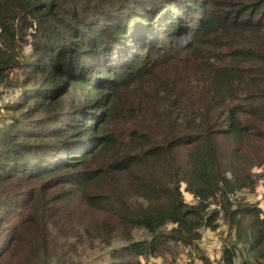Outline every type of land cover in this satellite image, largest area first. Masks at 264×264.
<instances>
[{"label":"trees","instance_id":"16d2710c","mask_svg":"<svg viewBox=\"0 0 264 264\" xmlns=\"http://www.w3.org/2000/svg\"><path fill=\"white\" fill-rule=\"evenodd\" d=\"M263 180L264 0H0V264H264Z\"/></svg>","mask_w":264,"mask_h":264},{"label":"rangeland","instance_id":"374dc122","mask_svg":"<svg viewBox=\"0 0 264 264\" xmlns=\"http://www.w3.org/2000/svg\"><path fill=\"white\" fill-rule=\"evenodd\" d=\"M30 38H28V43L30 42ZM25 52H30V45L25 48ZM260 185L257 187L254 194L249 197V201L255 204L263 210L264 212V180L259 183ZM185 195V200L191 201L189 195ZM217 232L213 231H203L202 239L198 243L200 247V252L208 257V259L213 264H218L220 258V241L219 235ZM197 253L193 250V248H180L178 249L177 255L174 259L170 255H166L165 257L150 259L146 263L148 264H201L197 258Z\"/></svg>","mask_w":264,"mask_h":264},{"label":"built area","instance_id":"2783aa9c","mask_svg":"<svg viewBox=\"0 0 264 264\" xmlns=\"http://www.w3.org/2000/svg\"><path fill=\"white\" fill-rule=\"evenodd\" d=\"M221 255V254H220ZM220 259V258H219Z\"/></svg>","mask_w":264,"mask_h":264}]
</instances>
